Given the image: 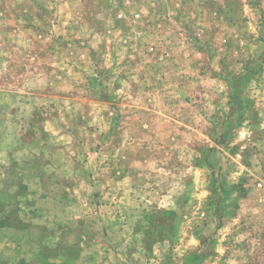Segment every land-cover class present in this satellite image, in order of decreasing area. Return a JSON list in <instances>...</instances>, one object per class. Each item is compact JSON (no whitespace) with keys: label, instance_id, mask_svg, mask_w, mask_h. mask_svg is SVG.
<instances>
[{"label":"rangeland","instance_id":"374dc122","mask_svg":"<svg viewBox=\"0 0 264 264\" xmlns=\"http://www.w3.org/2000/svg\"><path fill=\"white\" fill-rule=\"evenodd\" d=\"M0 264H264V0H0Z\"/></svg>","mask_w":264,"mask_h":264}]
</instances>
